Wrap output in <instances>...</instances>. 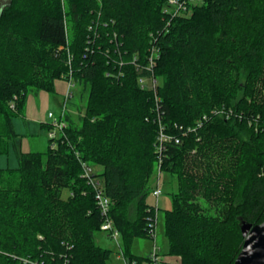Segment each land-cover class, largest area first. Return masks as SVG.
<instances>
[{
    "label": "trees",
    "instance_id": "trees-1",
    "mask_svg": "<svg viewBox=\"0 0 264 264\" xmlns=\"http://www.w3.org/2000/svg\"><path fill=\"white\" fill-rule=\"evenodd\" d=\"M167 2L0 8V154L17 136L13 117L28 91L54 94L71 72L86 97L67 103L65 127L44 152L0 169V264H107L112 251L96 242L98 191L126 261L143 264L130 249L151 239L147 198L160 161L177 183L164 228L179 264H234L241 222L264 221V0H199L174 18ZM149 76L154 89L139 82ZM161 134L170 139L158 153ZM83 164L101 168L91 172L98 186Z\"/></svg>",
    "mask_w": 264,
    "mask_h": 264
},
{
    "label": "rangeland",
    "instance_id": "rangeland-1",
    "mask_svg": "<svg viewBox=\"0 0 264 264\" xmlns=\"http://www.w3.org/2000/svg\"><path fill=\"white\" fill-rule=\"evenodd\" d=\"M8 2L9 0H0V8L7 5ZM56 83H62V82L58 81ZM74 87H73L74 96L70 101L78 103V104L81 102L80 104H84L86 102L85 101L86 97L84 98L83 101H81L77 96V91H78V94L80 95V89L78 90V87L76 84ZM62 94L63 93H58L56 91V87H55L54 94L47 93V95L55 99V103H53L49 107V111H51L55 115H58L59 105L61 104V96H63ZM32 99L35 102L39 100V98L35 96L34 92L28 91L26 95V103L29 104V101H33ZM48 113L49 112L46 111L45 119H44L45 121H47ZM49 122L50 121L48 120V123ZM13 124L15 126L14 128H15V132L17 136L13 142L9 143L8 153L0 154V169L2 170L17 169L18 168L17 156L20 153L24 152L27 146L29 147L31 146L30 148H32L31 149L32 152H44L46 150L47 142L49 139L48 137H46L47 139H44L45 133L43 129L40 128V126L37 123L31 124V122H27V120L25 121L19 115L13 117ZM26 126L29 131H26ZM26 132H29V133L27 134ZM47 135L48 134L46 131V136ZM41 140H44V144H45L42 149L40 148ZM92 169L94 170L95 173L101 171L100 167H95ZM156 177H157V173H155L151 181L152 188L156 187V183H157ZM159 188L162 194L159 196L157 200V205H156V200L152 195H149L147 198L148 204L152 206H156L157 208L156 222H155V228H154V238L153 239H144V238L135 239L131 245L130 250L133 255L146 258L153 251V249H155L160 261L171 263V264L179 263L178 257L168 253V241L165 236V228H164V214L166 210L171 208V195L177 192V183L168 173L162 172L160 176ZM66 195H67V191H64L63 196H66ZM96 242L101 247L112 251L110 260L107 264H122V261L117 258L118 256L117 252L119 251V249L110 239H108L104 234H98L96 237Z\"/></svg>",
    "mask_w": 264,
    "mask_h": 264
},
{
    "label": "built area",
    "instance_id": "built-area-1",
    "mask_svg": "<svg viewBox=\"0 0 264 264\" xmlns=\"http://www.w3.org/2000/svg\"><path fill=\"white\" fill-rule=\"evenodd\" d=\"M199 0H168L166 6L164 7V13L167 14L170 18H174L177 15H180L181 13H183L184 11H186L187 9V5L192 3H198ZM154 50H152L151 54L148 57V69L151 70L152 67L155 65L154 62ZM140 84H145L148 83V85L150 87H152L153 89L155 88V78H153V76H149L147 78H140L139 80ZM67 83V90L66 93L64 95L63 98V102L61 105V116L59 119L55 118L53 116L52 113L48 114V119L51 122L52 125V129L51 131H49L47 134L48 138H54L57 131L61 130L62 128L65 127V122L63 119V115L65 113V111H67V103L73 98L74 96V92H73V87L75 86L72 78H71V72L68 73V79L66 80ZM169 140L170 138H167L166 136H164L163 134H161L160 136H158L157 139V152H161L162 151V145L166 140ZM177 142V141H176ZM160 163L159 162V166L157 168V183H156V187L152 189L151 191V195L155 198L156 200V205H157V200L159 198V196L162 194L159 186H160V176H161V170H160ZM83 177L86 178L89 183L93 186H98V183H95L94 180L91 178V172L92 169L91 167L87 166L86 164H83ZM97 205L99 207V211L101 216L104 218L103 223L101 224L100 230L101 233L104 234L108 239H110L119 249L118 256L117 258L120 259L122 261V264H129L124 255H123V251H122V247L120 244V236L118 231L115 229L114 225H113V221L111 220L110 216H109V210H110V201L108 198L104 197L103 194L101 192H97ZM155 207V222H156V212H157V208ZM155 222L153 223V225H151L149 228V234L151 239L154 238V228H155ZM132 264H134L132 262ZM143 264H171V263H167V262H162L159 260L158 255L156 253V250L153 249V251L146 257V260L144 261ZM174 264H179V263H174Z\"/></svg>",
    "mask_w": 264,
    "mask_h": 264
},
{
    "label": "crops",
    "instance_id": "crops-1",
    "mask_svg": "<svg viewBox=\"0 0 264 264\" xmlns=\"http://www.w3.org/2000/svg\"><path fill=\"white\" fill-rule=\"evenodd\" d=\"M58 82V81H57ZM62 83H55V87H56V91L58 93H66V90H67V83L66 81H60ZM63 95V94H62ZM65 95V94H64ZM64 95L61 96V103L63 101V98H64ZM35 96H37L39 98V100H37L36 102L33 100V101H29V104H27L25 102V106H24V109H23V112L22 114H20L19 116L22 117L25 121L27 120V122H31V124L33 123H37L40 128H42L41 125H47L49 124L48 123V114L49 113H52L51 111H49V107L55 103V99H53V97H50L49 95H47L46 92H39V93H35ZM71 102V101H70ZM72 103V102H71ZM70 104V103H69ZM70 109V107H69ZM68 109V110H69ZM46 111H48L49 113L47 114V121H45V113ZM60 112H61V104L59 105V112H58V115H55L53 114V116H55L56 118H58V116L60 115ZM74 112H71V114H73ZM45 121V122H43ZM50 121V120H49ZM20 122V121H19ZM15 127V126H14ZM30 129V127H29ZM43 129V128H42ZM26 131H29L27 126H26ZM44 133H45V138L44 139H47L46 137V131L43 129ZM27 134L29 132H26ZM44 140H41V145H40V148L42 149L44 147ZM31 147V146H30ZM29 146H27L24 150V152L22 153H27V152H30L32 148H30Z\"/></svg>",
    "mask_w": 264,
    "mask_h": 264
},
{
    "label": "water",
    "instance_id": "water-1",
    "mask_svg": "<svg viewBox=\"0 0 264 264\" xmlns=\"http://www.w3.org/2000/svg\"><path fill=\"white\" fill-rule=\"evenodd\" d=\"M240 231L243 243L234 264H264V221L255 226L242 221Z\"/></svg>",
    "mask_w": 264,
    "mask_h": 264
},
{
    "label": "bare ground",
    "instance_id": "bare-ground-1",
    "mask_svg": "<svg viewBox=\"0 0 264 264\" xmlns=\"http://www.w3.org/2000/svg\"><path fill=\"white\" fill-rule=\"evenodd\" d=\"M75 88V87H74ZM65 93H63V95H64ZM62 104V103H61Z\"/></svg>",
    "mask_w": 264,
    "mask_h": 264
}]
</instances>
